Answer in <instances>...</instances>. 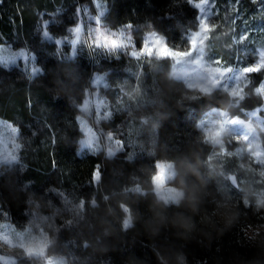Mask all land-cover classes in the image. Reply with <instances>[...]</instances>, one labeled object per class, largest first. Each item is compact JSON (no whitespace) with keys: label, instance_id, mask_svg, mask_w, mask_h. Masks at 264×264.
<instances>
[{"label":"clouds","instance_id":"obj_1","mask_svg":"<svg viewBox=\"0 0 264 264\" xmlns=\"http://www.w3.org/2000/svg\"><path fill=\"white\" fill-rule=\"evenodd\" d=\"M186 2L196 10L193 26L185 25L172 40L153 20L140 27L131 19L114 21L108 0L80 2L63 32L37 17L40 36L51 41L50 58L65 64L61 84L78 101L70 118L75 159L92 161V168L76 188L70 182L49 184L43 202L35 193L22 194L23 220L0 205V264H89L101 236L138 230L157 219L171 223L168 239H175L177 224L219 230L250 213L255 219L240 231L250 240L264 238V40L253 43L255 29L238 33L236 19L230 25L213 22L209 0ZM251 3L252 15L264 23V0ZM163 15L173 20L167 11ZM213 34L224 38L220 55L210 47ZM246 42L253 47L240 61L236 49ZM77 57L87 61L88 68L78 67L88 75H73L70 62ZM18 62L29 82L45 73L47 62L34 49L0 42V68L9 73ZM117 65L123 66L121 75L109 79ZM161 109L183 112L187 134L158 152ZM28 129L30 134L15 118L0 117L3 173L27 171L25 141L38 135ZM34 183L23 180L29 187ZM179 259L183 264L184 257ZM247 260L262 264L251 255ZM148 264L168 261L157 250Z\"/></svg>","mask_w":264,"mask_h":264},{"label":"trees","instance_id":"obj_2","mask_svg":"<svg viewBox=\"0 0 264 264\" xmlns=\"http://www.w3.org/2000/svg\"><path fill=\"white\" fill-rule=\"evenodd\" d=\"M80 2L83 0H0V42L12 43L17 47L27 46L36 51L39 61L47 62L45 73H38L30 82L26 78V70L20 65H13L9 73L0 68V117L15 118L26 133L30 134L28 128L38 133L25 141L22 155L24 163L29 167L24 176H21L19 167L8 173L0 171V205L6 204L17 220L24 219L22 194L35 193L34 199L43 202L47 199L43 193L49 184L70 182L76 188L83 184L82 180L87 178L92 168V161L81 162L75 159V122L70 123V118L71 112L75 110V102L78 101L61 84L65 80V64L57 66L54 59L50 58L54 56L51 41L42 39L40 25L36 23L37 17L43 16L49 20L54 32H63L67 24L74 22L75 6ZM108 5L109 15L114 21L116 16L131 19L140 27L142 22L153 20L168 34L170 40L178 39V32L186 31L185 25L193 26L196 15V10L186 0H108ZM215 8L219 21L226 25H230L232 18L235 19L238 13L230 10L238 8L242 16L249 17L247 20L251 29L262 28V31L256 30L258 35L255 36V41L264 40V35L260 34L264 32V23L252 15L256 6L251 0H239L238 4L237 0H215ZM166 11L173 20L163 15ZM235 27L238 33L242 32L241 22ZM223 39H216L217 51H224L221 46ZM180 42H184L182 37ZM236 55L241 61L246 59L243 45L237 46ZM227 56L228 53H225V58ZM81 63L83 68L89 67L87 61H81L79 57L70 62L74 76H79L82 72L83 75H88L82 67H78ZM92 66L96 67L94 63ZM122 67L117 65L115 71L109 73V79L120 76ZM161 112L162 116L157 118L161 125L160 135L155 143L158 152L166 151L165 145L176 136L187 134L183 112L177 114L172 109H161ZM48 125L51 126L54 137ZM53 138L55 144L52 143ZM144 138L147 141V133H144ZM145 146L147 147V142ZM81 158L84 159V156ZM114 172V179H119L118 170ZM27 178L35 180L31 187L23 184V180ZM28 215L31 216V205ZM254 219L250 213L242 214L238 223L232 226L221 224L219 230L203 225L189 229L177 224L175 239H168L167 229L172 227L171 223L157 219L145 223L144 228L138 230L101 236L99 241H94L97 251L93 253L89 264H101V261L103 264H113L114 261L117 264H148L157 250L165 255L168 264H182L179 259L181 256L184 257L183 264H196V259L201 260V264L205 261L206 264H248L247 258L250 255L264 264V238L250 240L240 231ZM141 222L143 223V218ZM88 251L92 252V249Z\"/></svg>","mask_w":264,"mask_h":264},{"label":"rangeland","instance_id":"obj_3","mask_svg":"<svg viewBox=\"0 0 264 264\" xmlns=\"http://www.w3.org/2000/svg\"><path fill=\"white\" fill-rule=\"evenodd\" d=\"M211 4H212V0H209V6H208V8H206V11H208V10L210 9V11L213 13V16L210 17V19H212L213 22H214V21H219V18L217 17V15H218V11L216 10L215 7H211ZM107 6H108V8H109V5H107ZM243 13H244V12H243ZM81 14L83 15V11H82ZM240 16H241V18H240ZM233 19H234V18H232V20H233ZM235 19H236V24H235V26H236L239 22H241L242 31H246V30H248V29H251L250 26H249V23H248L249 17L245 18L244 16H242V12H241V11H240V13H239V12L237 13ZM247 19H248V20H247ZM85 22L88 23L87 19H85ZM258 25H261V24H258ZM205 29L207 30V26H205ZM255 30L262 31V28H260V27H256ZM213 36H214V39H213L212 41L209 42L210 47L212 48V50H213V54H214V55H220V54H221V51H219V50L217 51L216 48H215V47H216V43H215V41H216V39H215V34H213ZM255 39H256V37L253 38V43L256 42ZM257 41L260 42L261 40L259 39V40H257ZM24 47H27V46H24ZM243 47H244V53H246V52L252 50L253 44H252V43H249V42H246L245 45H243ZM242 52H243V51H242ZM239 60L241 61V59H239ZM15 65H20V66H21V64H20L19 62H18L17 64H15ZM37 74H38V73H37ZM37 74H36V75H37Z\"/></svg>","mask_w":264,"mask_h":264}]
</instances>
